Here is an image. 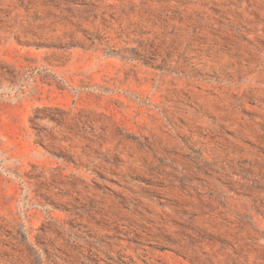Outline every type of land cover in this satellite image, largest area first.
<instances>
[{
  "label": "rangeland",
  "instance_id": "obj_1",
  "mask_svg": "<svg viewBox=\"0 0 264 264\" xmlns=\"http://www.w3.org/2000/svg\"><path fill=\"white\" fill-rule=\"evenodd\" d=\"M0 264H264V0H0Z\"/></svg>",
  "mask_w": 264,
  "mask_h": 264
}]
</instances>
